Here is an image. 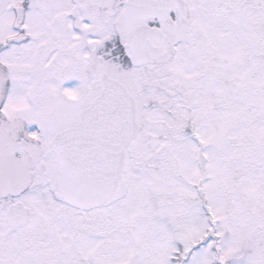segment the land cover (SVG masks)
Segmentation results:
<instances>
[{
  "label": "snow or ice",
  "instance_id": "snow-or-ice-1",
  "mask_svg": "<svg viewBox=\"0 0 264 264\" xmlns=\"http://www.w3.org/2000/svg\"><path fill=\"white\" fill-rule=\"evenodd\" d=\"M0 264H264V0H0Z\"/></svg>",
  "mask_w": 264,
  "mask_h": 264
}]
</instances>
